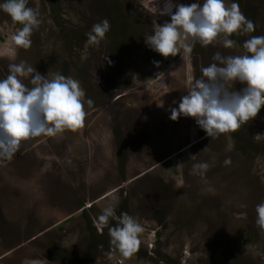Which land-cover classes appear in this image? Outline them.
Segmentation results:
<instances>
[{
  "label": "rangeland",
  "instance_id": "rangeland-1",
  "mask_svg": "<svg viewBox=\"0 0 264 264\" xmlns=\"http://www.w3.org/2000/svg\"><path fill=\"white\" fill-rule=\"evenodd\" d=\"M53 2L28 0L42 23L27 50L13 46L21 26L0 10V79L21 61L48 79L72 77L85 92L87 116L76 132L22 143L0 166V264H120L118 251L110 255L108 229L94 225L109 205L145 229L139 251L123 264H264L255 211L264 202V106L238 131L215 139L193 118L170 119L187 95L190 69L200 77L214 53L244 54L246 39L264 35V0H225L255 25L229 37L236 47L224 48L220 37L167 58L145 37L170 22L176 5L201 0H154L156 15L152 0ZM166 6L168 14L159 15ZM105 18L110 30L90 46L87 33ZM200 162L210 165L203 177L193 169ZM92 237L94 259H72L91 252Z\"/></svg>",
  "mask_w": 264,
  "mask_h": 264
},
{
  "label": "clouds",
  "instance_id": "clouds-1",
  "mask_svg": "<svg viewBox=\"0 0 264 264\" xmlns=\"http://www.w3.org/2000/svg\"><path fill=\"white\" fill-rule=\"evenodd\" d=\"M0 10L21 26L11 37L13 46L29 49L33 31L42 23L39 9L29 7L28 0H4ZM151 11L154 15L158 11L154 0ZM169 11L166 6L159 15ZM110 27L107 18L94 24L87 33L89 45L98 47ZM254 31V22L243 14L237 2L201 0L176 5L170 22L162 26L156 24L145 42L167 58L175 57L181 50L190 54L197 42L204 47L214 45L220 37H224L223 47L232 49L236 41L229 37ZM242 47L244 54L241 55L214 53L213 63L201 67L200 77L190 69L187 95L181 97L178 108L171 109V120L176 121L181 116L193 118L208 137L215 139L238 131L258 115L264 106V35L250 36ZM159 76L164 77V74ZM25 79H30L32 87L23 82ZM236 83L244 87L235 91ZM86 103L90 106L93 101L88 99ZM86 116L85 92L78 80L59 73L48 79L24 61L10 64L8 75L0 79V166L11 162L21 144L30 139L56 137L65 131L82 129ZM223 164L229 166L231 159L226 158ZM209 168L207 162L193 165L202 177ZM255 211L256 224L264 232V202L258 204ZM110 220L116 221V226H110ZM94 225L98 231L108 229L110 255L118 251L122 258L120 264L139 251L145 229L128 213L117 215L115 207L109 205L94 220Z\"/></svg>",
  "mask_w": 264,
  "mask_h": 264
},
{
  "label": "trees",
  "instance_id": "trees-1",
  "mask_svg": "<svg viewBox=\"0 0 264 264\" xmlns=\"http://www.w3.org/2000/svg\"><path fill=\"white\" fill-rule=\"evenodd\" d=\"M50 2H52V4H54V2H53V0H49ZM102 4H103V6H105L106 4L105 3H103L102 2ZM111 8H109L108 10H110ZM118 26L114 29V30H116L117 32H120V30H118L119 29V25L120 24H117ZM115 31V32H116ZM92 241H93V243L91 244V252H89V253H87V252H85V253H81V254H77V255H75V256H72L71 258L72 259H75L76 261H78V262H91L93 259H94V256H95V254H94V252L95 251H97V249H96V247H94V246H96L95 244L97 243L96 241H95V238L94 237H92ZM98 244V243H97ZM68 257V256H67ZM70 258V257H69Z\"/></svg>",
  "mask_w": 264,
  "mask_h": 264
}]
</instances>
